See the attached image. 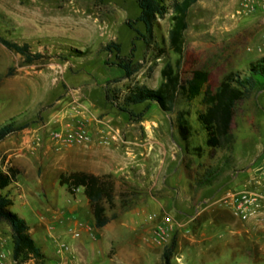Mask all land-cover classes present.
<instances>
[{
  "label": "rangeland",
  "instance_id": "1",
  "mask_svg": "<svg viewBox=\"0 0 264 264\" xmlns=\"http://www.w3.org/2000/svg\"><path fill=\"white\" fill-rule=\"evenodd\" d=\"M253 5L246 6L245 0H197L189 9L179 68L185 88L175 108L188 109L195 126L207 108L205 90L214 93L226 74L243 76L264 58V0ZM139 14L136 0H0V38L27 43L32 52L44 55L30 62L0 41V124H28L0 142V168L13 166L22 173L3 192L30 201H15L11 209L25 217L45 252L43 261L26 264H77L72 244L80 234L74 228L65 229L68 235L61 230L71 215L68 204L77 197L56 187L55 179L73 170V163H63L64 156L92 142L91 129L133 123L143 129L149 117L162 116L172 123L173 114L162 112L158 104L132 106L135 114L143 112L136 118L106 97L135 82L157 88L168 62L177 69L179 55L169 47L173 11L158 19L150 38L144 23L137 21ZM136 30L146 34L150 45ZM111 43L120 44V52L105 50ZM118 54L131 62L135 72L130 78L113 64L121 60ZM190 81L201 87L194 98L186 90ZM81 130L91 139L71 141ZM176 138L180 140L178 134ZM195 139L201 142L200 136ZM221 142L201 158L179 150L172 169L150 180L139 176L138 163H130L129 172L110 174L115 191L107 214L123 222L121 264H159L173 244L172 264H264V226L238 219L221 201L231 189L264 182V76H256L250 94L237 102L230 135ZM34 176H42L47 188L37 187ZM147 181L156 186L150 189ZM161 230L164 237L159 240ZM12 246L11 226L0 219V264L13 263Z\"/></svg>",
  "mask_w": 264,
  "mask_h": 264
},
{
  "label": "trees",
  "instance_id": "2",
  "mask_svg": "<svg viewBox=\"0 0 264 264\" xmlns=\"http://www.w3.org/2000/svg\"><path fill=\"white\" fill-rule=\"evenodd\" d=\"M136 1L140 9L137 21L144 23L149 38L152 37L158 19L165 17L170 9L173 11V24L169 31V47L179 55L176 62L177 69L168 62L161 70L162 81L157 88H150L145 84L135 82L127 86L125 91L114 93L111 98L107 94L106 97L120 111L128 113L131 117L143 116V112L135 114L132 110V106L139 104H146L147 107L158 104L162 110L170 113L175 109L179 92L185 88L179 68L184 54L185 32L189 27V9L197 0ZM129 25L131 24L129 23ZM136 31L139 36L143 37L145 43L150 45V39L146 34L139 30ZM0 41L8 49L25 56L27 61L31 62L44 58L41 52H32L27 43L20 44L3 37L0 38ZM112 49L120 52L121 46L117 43L105 46L107 51H112ZM117 56L121 58L119 54ZM113 64L125 71L124 77L130 78L135 72L131 62H126L124 58H121L119 62H113ZM256 76H264V58L261 62L254 64L248 73L244 72L243 76L235 72L226 74L214 93L209 89L205 90L203 102L207 108L204 112L199 113L196 119L198 126L193 124L188 110L180 109L177 111L173 124L177 128L186 153L201 158L206 149L221 147V137L230 135L235 106L240 99L250 94L255 86ZM186 90L192 98L201 94L200 85L194 81L188 82ZM27 126L28 124L17 125L11 120L0 124V142ZM196 136L201 137L200 143L196 141ZM230 149L232 146L226 148V150ZM17 174L18 170L13 166L6 170L0 168V219L7 221L12 229V264H26L29 261L40 262L44 260L45 254L32 237L25 218L11 209L13 200L8 194L2 192L16 180ZM59 182L61 185H66L71 194H74L78 187H84V193L90 202L96 227H103L110 221L111 217L107 215V204L113 203L115 191V183L110 174L96 175L85 171H73L62 173ZM122 206H127L124 199H122ZM174 245L164 251L162 262L159 264H172Z\"/></svg>",
  "mask_w": 264,
  "mask_h": 264
},
{
  "label": "crops",
  "instance_id": "3",
  "mask_svg": "<svg viewBox=\"0 0 264 264\" xmlns=\"http://www.w3.org/2000/svg\"><path fill=\"white\" fill-rule=\"evenodd\" d=\"M119 68L122 69L121 67ZM180 109L188 110L186 108H175L173 112H170L173 114V120ZM162 112L165 111L162 110ZM162 117L156 119L149 117L150 121L144 124L143 129L139 128L142 127L140 124L139 126L134 123L125 126L106 124L101 129H91L94 140L86 145L75 146L72 154L69 152L70 155L66 154L68 159L64 156L67 159L63 160L65 165L74 164L73 170L68 173L85 171L96 175L122 174L130 171V168H127L130 163H138L140 169L137 172L143 179L147 178V180H150L158 172L165 171L167 174L173 165L176 164L178 151L181 149L185 151V148L182 140L176 138L178 132L173 120L169 124L163 121ZM112 136L115 137V140L112 139ZM100 137L106 138V143H100L98 141ZM177 164H180L179 161ZM16 169L18 174L14 182L17 181L18 177L22 176L21 171L18 168ZM33 178L37 187L47 188L42 176H34ZM56 182L58 183L56 187L60 185V187L67 189L66 185H61L57 178L55 179ZM147 183H151L149 185L150 189L156 186L154 181H147ZM3 193L8 194V192ZM72 195H76L77 198L72 205H70L71 201L67 200L69 202V210L67 212L71 215L64 218L61 230L62 233L68 235L65 229L74 228L80 234L72 244L77 255L75 262L77 264H121L125 253L124 246L120 244L123 232L120 227L122 228L123 222L116 223L110 219L105 226L96 227L90 202L84 193V187H78ZM8 196L13 200V205L15 201H19L20 204L24 205L30 204L27 198L20 197L16 199L10 194ZM16 213L19 214L18 212ZM19 215L23 217V215ZM36 218L35 224L40 223V220H38L40 218ZM28 225L29 227L31 226L29 223ZM30 233L35 240L31 228ZM40 248L45 254L44 249Z\"/></svg>",
  "mask_w": 264,
  "mask_h": 264
},
{
  "label": "built area",
  "instance_id": "4",
  "mask_svg": "<svg viewBox=\"0 0 264 264\" xmlns=\"http://www.w3.org/2000/svg\"><path fill=\"white\" fill-rule=\"evenodd\" d=\"M255 0H245L246 6L254 7ZM90 134L86 130H81L71 137V141L77 143H85L89 141ZM221 201L226 207L236 216L238 219L246 222H254L264 226V182H260L259 187L251 189H231L227 191ZM161 230L158 234V239L162 240L164 235ZM79 233H76L78 236ZM66 250H69V246H64ZM72 257V256H71ZM68 256V260L71 259ZM54 264H69V261H56Z\"/></svg>",
  "mask_w": 264,
  "mask_h": 264
}]
</instances>
